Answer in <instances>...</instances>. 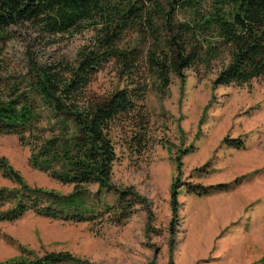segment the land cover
I'll return each instance as SVG.
<instances>
[{
    "label": "rangeland",
    "instance_id": "rangeland-1",
    "mask_svg": "<svg viewBox=\"0 0 264 264\" xmlns=\"http://www.w3.org/2000/svg\"><path fill=\"white\" fill-rule=\"evenodd\" d=\"M174 17L180 21L186 15L175 11ZM7 31L0 40V78L19 88L30 63L72 62L95 36L90 30L43 36L28 24ZM138 37L128 33L120 46L132 48ZM151 38L139 43L141 73L136 79L146 83L138 102L141 111L133 124L122 119L111 132L116 161L110 183L140 197L133 214L120 224L106 221L107 214L92 223L73 224L31 212L14 222H0V262L19 256L23 247L33 257L66 252L87 264H264V76L243 86L213 88L221 66L215 60L208 69L197 64L184 71L182 83L172 75L159 93L144 56L154 44ZM117 69L109 63L93 77L88 91L94 99L125 85ZM234 140L240 141L239 149ZM29 156V148L16 136L0 133V158L29 186L71 191L31 168ZM235 180L238 185L227 193L196 196L185 190ZM175 181L182 190L173 215ZM13 186L0 175V188ZM90 190L94 193L97 187Z\"/></svg>",
    "mask_w": 264,
    "mask_h": 264
},
{
    "label": "trees",
    "instance_id": "trees-1",
    "mask_svg": "<svg viewBox=\"0 0 264 264\" xmlns=\"http://www.w3.org/2000/svg\"><path fill=\"white\" fill-rule=\"evenodd\" d=\"M175 11L186 15L175 20ZM28 24L43 36L95 32L93 42L81 48L74 61L39 66L30 63L23 88L0 78V133L14 135L28 147L31 168L70 187L63 194L29 186L4 158L0 175L14 184L0 188V222L33 215L64 223H92L105 218L120 224L141 201L131 189L120 191L110 183L116 161L112 126L122 119L133 124L141 111L145 80L136 77L139 43L151 36L146 66L158 83L168 87L171 76L181 83L184 71L195 65L210 68L220 60L212 87L243 86L264 76V0H0V40L12 27ZM136 33V46L121 45ZM226 55V56H223ZM117 66L125 85L102 99L88 91L93 77L106 65ZM240 148V141L234 140ZM184 154V153H182ZM181 174V159L176 158ZM97 190L92 193L91 186ZM238 185L185 186L188 194L211 196ZM178 181L171 187V210L178 212ZM112 197L111 202L106 198ZM0 264H87L69 253L33 257L26 248ZM32 254V258L26 255ZM264 260V259H263Z\"/></svg>",
    "mask_w": 264,
    "mask_h": 264
}]
</instances>
